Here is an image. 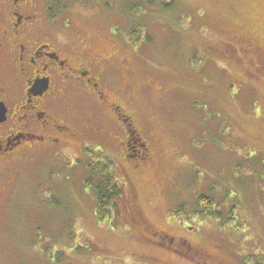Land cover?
Returning a JSON list of instances; mask_svg holds the SVG:
<instances>
[{
    "label": "rangeland",
    "instance_id": "1",
    "mask_svg": "<svg viewBox=\"0 0 264 264\" xmlns=\"http://www.w3.org/2000/svg\"><path fill=\"white\" fill-rule=\"evenodd\" d=\"M38 1L53 6L72 62L105 69L108 103L72 99L80 120L58 155L12 156L0 264L264 262V0ZM111 101L130 115L144 160ZM86 149L106 153L125 184L115 227L84 184Z\"/></svg>",
    "mask_w": 264,
    "mask_h": 264
},
{
    "label": "flooded vegetation",
    "instance_id": "2",
    "mask_svg": "<svg viewBox=\"0 0 264 264\" xmlns=\"http://www.w3.org/2000/svg\"><path fill=\"white\" fill-rule=\"evenodd\" d=\"M51 11L52 5L38 0H0V101L7 109L6 119L0 122V176L8 171L12 156L20 149L52 147L55 151H50L58 155L61 135L74 133L70 119L80 120L73 98L79 96L82 102L98 106L108 103L100 87L105 69L94 74L92 60L72 62L66 53H74V48L61 45L50 22ZM110 106L125 128L127 148L135 151L132 156L144 160L145 146L138 142L130 115L115 101ZM181 244L187 248L184 253L191 254L192 250L186 251L192 247L187 242Z\"/></svg>",
    "mask_w": 264,
    "mask_h": 264
},
{
    "label": "trees",
    "instance_id": "3",
    "mask_svg": "<svg viewBox=\"0 0 264 264\" xmlns=\"http://www.w3.org/2000/svg\"><path fill=\"white\" fill-rule=\"evenodd\" d=\"M94 153L92 149H86L89 160L84 184L94 194L97 216L101 220H108L110 225L115 227L120 213V202L125 196V184L116 171L112 159L102 150H98V154ZM98 155L102 157L95 160ZM212 201L211 197L205 195L198 198V203H204L207 206H211ZM260 264H264V262Z\"/></svg>",
    "mask_w": 264,
    "mask_h": 264
},
{
    "label": "water",
    "instance_id": "4",
    "mask_svg": "<svg viewBox=\"0 0 264 264\" xmlns=\"http://www.w3.org/2000/svg\"><path fill=\"white\" fill-rule=\"evenodd\" d=\"M6 111H7L6 107L0 101V122L6 119Z\"/></svg>",
    "mask_w": 264,
    "mask_h": 264
}]
</instances>
